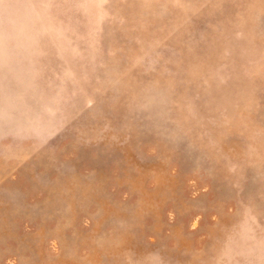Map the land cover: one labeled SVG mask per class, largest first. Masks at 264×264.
I'll list each match as a JSON object with an SVG mask.
<instances>
[{"label": "rangeland", "instance_id": "1", "mask_svg": "<svg viewBox=\"0 0 264 264\" xmlns=\"http://www.w3.org/2000/svg\"><path fill=\"white\" fill-rule=\"evenodd\" d=\"M0 264H264V0H0Z\"/></svg>", "mask_w": 264, "mask_h": 264}]
</instances>
